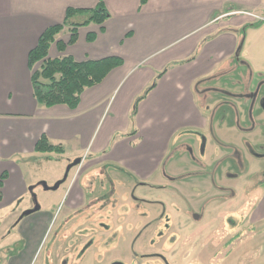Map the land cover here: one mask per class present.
I'll return each instance as SVG.
<instances>
[{
	"label": "crops",
	"instance_id": "obj_1",
	"mask_svg": "<svg viewBox=\"0 0 264 264\" xmlns=\"http://www.w3.org/2000/svg\"><path fill=\"white\" fill-rule=\"evenodd\" d=\"M99 1L0 0V178L4 175L0 209L23 202L44 172L51 182H56L61 179L63 161L69 165L80 159V173L84 175H102L108 168V174L115 179V194L121 191L122 183L117 182L129 177L135 184L130 192L132 200L141 199L149 206L155 203L175 217L182 216L183 223H172V229L180 235L191 225L188 215L181 211L200 210L211 199L207 215H203L204 221L209 212L212 214L210 225L203 223L209 228L215 217L229 207L227 202L234 199L216 200V195L234 191L241 180L249 183L253 167L252 163L248 172L239 170L225 177L228 160L224 157L229 155L220 154L235 147L238 157L248 155L246 162L261 158L252 146L259 144L264 135V108L256 104V99L264 96V22L250 26L255 19L248 13L264 16V0H146L143 4L140 0H101L109 13L102 28L94 23L78 27L74 43L62 52L51 44L48 56L70 55L76 61L113 56L122 63L100 83L84 89L75 108L39 105L32 92L28 52L48 26L63 21L67 8H94ZM75 17L72 20L77 21ZM64 32L56 39L66 42L69 33ZM89 32L94 34L91 40L87 38ZM239 64L251 70L249 78H240L233 87H217L214 82L218 76L230 71L220 73L221 68ZM253 74L261 75L255 78ZM154 80V87L138 101L132 114L135 99ZM249 98L252 100L247 106ZM223 104L235 110L236 118L227 111L218 119L209 113L211 108H216V112ZM240 117H246L248 122L243 128ZM204 130L209 134H204ZM42 135L64 151H36L35 144ZM188 139L192 144H187L186 149L183 143ZM200 141L201 155L208 159L197 166L188 156L195 154ZM186 165L191 166V172L197 170L190 181L184 180L185 173H179ZM202 166L211 168L213 171L208 172H216V176L204 174ZM67 167L64 175L77 166L69 170ZM154 176L155 180L150 181ZM176 183L179 188L174 186ZM262 185L244 190L245 199L238 205L245 211L242 215L246 222L231 221L228 232L238 238L243 237L239 234L242 230L244 238L239 245L242 251L251 252L253 262L262 256L251 247L260 233L252 211L264 212ZM42 186L43 207H48L46 194L58 192V188L46 192ZM137 188L139 195L134 194ZM71 189V207L83 205L85 191L79 180ZM151 191L160 197L150 200L145 193ZM208 194L213 196L206 197ZM175 204L178 211L171 208ZM41 205L38 203L39 210ZM38 216L40 225L43 217ZM244 263L245 259L238 262ZM12 264H27L26 256H18Z\"/></svg>",
	"mask_w": 264,
	"mask_h": 264
},
{
	"label": "rangeland",
	"instance_id": "obj_2",
	"mask_svg": "<svg viewBox=\"0 0 264 264\" xmlns=\"http://www.w3.org/2000/svg\"><path fill=\"white\" fill-rule=\"evenodd\" d=\"M85 18L86 17L83 15L75 17L77 21H82ZM68 30L69 27L64 26L62 32L65 31L64 33H69ZM37 67L38 64L35 68ZM228 69L230 70L228 73L219 75V78L214 82L217 87H233L238 83L240 78L248 79L251 74L249 73L251 70H249L247 66L241 64L235 68H221L220 73ZM253 75L257 78L260 77L261 74ZM249 102L250 98L247 99V106ZM215 110L216 108H211L209 113L211 115L214 114L217 119L226 111L231 114V118H236L235 110L231 109V107L226 104H223L216 112ZM240 120V126L243 128L248 122L245 121L246 117H244V120L240 117ZM203 133L209 134V131L204 130ZM183 144H186L184 147L188 149L187 146L191 145L192 141L188 139ZM201 145L202 142L200 141V145H198L195 150V154L192 157L188 156L191 163L197 166L200 165V162L202 164V161L205 162L206 159H208V157H202ZM220 146L223 149L226 148V146ZM229 148L230 150L226 153L223 152L220 154L229 155V157H224V159L227 158L228 160L227 172L224 176L228 177L229 174L239 170H244L246 173L253 163L250 177H248L249 183H245L241 180L237 182L238 187H234V193L229 192L225 195L220 193L217 195L215 194L216 200L221 199L227 201L229 198L231 200L232 198L234 199L227 202L229 207L224 210V213L215 217L213 225L204 230L202 239L204 235L207 234V236L202 242V239L197 236L194 240L186 244L184 248L185 252L180 255L181 264H198V255L201 256L200 260L203 261L201 264H207L208 258L210 259L209 264H238L242 259H245L244 264H250V262H252V264H264V252L262 250L264 249V217H262L264 212H260L259 209L252 211L253 218L259 222L256 226L257 233L260 231V236L258 235L257 237L259 238H256L252 242L251 247H253V249H258L260 254H262L256 261L253 262L250 260L252 257L250 251H242V247L240 246V243H242L240 240L243 241L244 238L242 230L239 234L242 233L243 237L238 235L237 238L232 232L228 234L231 229V221L237 219L238 224L242 223V221L243 223L246 222V219H244L242 215L245 211L240 209V205H238L245 199L243 198V196H246L244 190H252L254 187L260 186L261 184L264 186V135L261 137L259 144H253L252 146L254 153L259 154L261 157L258 161H252L251 163L246 162L245 159L248 160L247 154H241V157H238L234 154L236 148ZM252 149L250 154H252ZM238 160H241V163H239ZM55 163L56 162H53L52 165L56 168L57 165ZM62 164H64V169L61 178L64 176L68 162L65 160ZM202 167V171L205 170L204 174H209V176L213 177L216 176V172L215 174H210L208 172V170H212L211 168ZM192 170L191 166L186 165L183 166L181 170L179 169V173H185L184 180L186 181V178H188V181H190L189 178L197 174V170L191 172ZM80 171L81 168L76 167V169L72 170L68 173L67 177H65L66 181L59 186L57 189L58 192L46 194L48 195L47 199L50 200V206L48 207H43L44 195L42 194L43 188L41 189L40 186H42L41 183L47 182L46 184H50L47 186L52 187L55 182H51V179L46 175L47 172H44L23 202L19 200L17 203L0 209V264H12L14 260L18 259V256L23 257L24 255L26 256L27 264H52L55 256H57L58 259L63 258L64 260L65 258H69L68 260L70 261L74 259L78 251L86 249L87 243L91 242H93L91 245L92 252L98 264H110L111 261L116 260L122 264H166L165 259L162 257H141V255H143L141 244L146 243V247L144 248L151 249L152 247L156 248V246L160 244L161 248L158 247V250H154L162 253L167 260H170L169 255L172 249L178 250L179 247H182L184 243L176 236L177 233L175 230L172 229L173 221L183 223L182 216L175 217L169 210L165 212L164 209L161 208V205L155 203L149 206L142 200H132L130 192L135 184L129 177H123L124 181L117 182V184L122 183L119 186L121 191L112 194L110 191L113 190V187L110 185V182L114 184L115 179L113 175L108 174L110 173L108 168L102 175L97 174L98 176L93 175L92 172L84 175V173H80ZM155 178L156 176L152 177L150 181L155 180ZM47 179L48 181H46ZM76 180H79L80 185L85 191L82 198L83 204L89 203L88 205H81L70 212L73 203L71 202L73 200V190L71 186ZM218 184L219 183H217V185ZM174 186L179 188L180 184L176 183ZM47 191L54 190L48 189L46 192ZM139 192L140 190L138 188L134 190L135 195H139ZM233 194L234 197H232ZM145 195L150 200H155L160 197V195L154 191L148 192V195L145 193ZM211 196L213 195L208 194L206 197ZM206 197H204V199ZM210 200L206 202L202 200L200 203V205H202L204 202L200 212L203 215L204 213L207 215L206 209L208 208L207 206H209L208 202ZM36 203H39V205L42 204V209L39 210L40 207L34 205ZM166 204L169 206L170 202ZM190 205H192V201ZM172 207L174 211H178L177 208L179 207L176 204L172 205L171 208ZM183 211L188 214V211L186 212L184 209ZM191 213L190 211V215H192ZM210 213L211 212H209V216H207L204 221L202 219L200 228L203 226V223L210 225L212 222V214L210 215ZM236 213H238L239 217ZM38 215H42L43 217L40 225L38 220H36L39 217ZM167 224L169 226H167ZM195 225L196 224H194V226ZM40 226L41 228L43 227L42 232L39 231ZM194 226H192V228ZM235 228L236 225L233 229ZM242 229L244 231L243 227ZM159 233L162 235L159 236ZM173 233L175 235L173 240H171L172 238L170 237ZM209 233L213 234L212 237H210ZM227 235L228 238L232 235V238L229 241V246L228 243L224 246L223 243ZM208 238H212V240L209 241ZM151 241H154V244H152ZM200 247L203 250L201 253ZM232 247L235 253L228 259L225 254L227 251H230ZM217 249L220 251L218 255H216L218 252ZM186 255H189V257H186ZM228 255H230V252Z\"/></svg>",
	"mask_w": 264,
	"mask_h": 264
},
{
	"label": "trees",
	"instance_id": "obj_3",
	"mask_svg": "<svg viewBox=\"0 0 264 264\" xmlns=\"http://www.w3.org/2000/svg\"><path fill=\"white\" fill-rule=\"evenodd\" d=\"M146 0H140L145 3ZM75 15H83L86 18L82 21L72 20ZM109 17L103 1H99L94 8L73 9L67 8L64 19L61 23L48 26L39 36L36 45L28 52L27 65L30 69V82L32 92L37 103L44 107L63 104L69 108H75L78 105L80 94L88 87L94 86L102 81L106 74L122 61L118 57H105L98 60L76 61L70 55L59 57H49L48 50L51 44H55L59 51H64L65 47L75 42L77 38V29L90 23L102 25ZM262 21L255 20L250 26L260 25ZM64 26L69 27V36L67 41L56 39ZM94 34H87L88 40L93 38ZM38 64V67L36 65ZM166 70L157 74L156 79ZM156 80L146 89V91L134 101L132 114L135 113L139 100L145 97L147 92L154 87ZM35 150L39 152H54L61 154L64 148L61 145L52 144L45 135L39 137L35 144ZM4 175H2V178ZM2 178H0V187Z\"/></svg>",
	"mask_w": 264,
	"mask_h": 264
},
{
	"label": "flooded vegetation",
	"instance_id": "obj_4",
	"mask_svg": "<svg viewBox=\"0 0 264 264\" xmlns=\"http://www.w3.org/2000/svg\"><path fill=\"white\" fill-rule=\"evenodd\" d=\"M251 98H250V103H251ZM258 100V101H257ZM256 104L257 105H259V106H262L263 108H264V96H260L259 98H257L256 99ZM80 160V159H79ZM74 161V162H72V163H70L69 165H71V167H74V166H77L78 168H81V162L80 161ZM75 163V164H74ZM68 165V166H69ZM81 171H82V169H81ZM80 171V172H81ZM67 175H68V173L66 174V175H64L60 180H58V181H56L55 183H57V182H59V185H58V187L57 188H59V186L61 185V184H63L65 181H66V179H65V177H67ZM55 183H54V185H55ZM43 184V183H42ZM110 185H112V182H110ZM43 187V186H42ZM112 187H113V185H112ZM112 194H115V192H114V187H113V190L112 191H110ZM230 192H234V191H230ZM91 193V192H90ZM90 198V197H89ZM138 201L139 200H141V199H137ZM35 202H36V200H35ZM88 203L89 202H87L86 204H83V205H88ZM200 204V203H199ZM35 206L37 205L38 206V203H36V204H34ZM78 207H80V206H77V207H75V208H78ZM75 208H72L71 207V211L70 212H72ZM164 209V208H163ZM184 210H186V212H187V209H184ZM190 211L192 212L191 214L192 215H190ZM166 212V211H165ZM183 214H184V211L182 210L181 211ZM201 212V209L199 210V209H196V208H192V209H190L189 211H188V217H186L188 220H189V222H190V224L191 225H188V227H187V232L185 231V233H183L182 235H180V234H176V236L177 237H179L180 239H181V241L184 243L183 245H182V247H179L178 248V250H175V249H172V252H171V254L169 255V257H170V260H167L166 259V257L162 254V253H160L159 251H156V250H154V249H157L158 250V247H160L161 248V246H160V244L159 245H157L156 246V248H154V247H152V249L151 248H144V247H146V243H143V244H141V247H142V254L143 255H141V257H143V258H147V257H152V256H155V257H162L163 259H165V262H166V264H181V262H180V255L183 253V252H185V246H186V244L188 243V242H190L191 240H194L197 236H199L200 237V239H202V236H203V231L205 230V229H207V227L206 226H202L201 228H200V225H202V219H203V214L202 213H200ZM186 214V213H185ZM21 216V215H20ZM19 216V217H20ZM227 216V215H226ZM225 216V217H226ZM196 221V222H195ZM114 222V221H113ZM169 223V222H168ZM231 223V222H230ZM194 224H196L195 226H194ZM207 225V224H206ZM167 226H169L168 224H167ZM192 226H194V227H196V228H192ZM209 227V226H208ZM191 228V229H190ZM198 231H200V232H198ZM160 234V233H159ZM162 234H160L159 236H161ZM174 233H173V235L170 237V238H172L171 240H173V238H174ZM209 235H210V237H212V235L213 234H211V233H209ZM206 236H207V234L206 235H204V238L203 239H205L206 238ZM185 237L187 238V240H185ZM231 236L228 238V235H227V238H226V240H225V242L223 243V245L224 246H226V243H228V246H229V241L231 240ZM203 239L201 240V242L203 241ZM208 240L210 241V240H212V238H208ZM151 243L152 244H154V241H151ZM93 244V242H91V243H87V248L86 249H84V250H80V251H78V253L74 256V259H72V260H68L69 258H65V260L63 259V258H61V259H58L57 258V256H55V259H54V261H52V264H98L97 262H96V260H95V258H94V254H93V252H92V247H91V245ZM227 246V247H228ZM232 250H233V247L231 248ZM230 249V251H225L226 252V254H225V256L227 255V257H228V259L230 258V257H232V255H233V251ZM218 250V249H217ZM216 250V251H217ZM201 251H203L202 250V248L200 247V253H201ZM230 252V255H228V253ZM168 253H170V252H168ZM224 253V252H223ZM218 254H220V251L218 250V252L216 253V255H218ZM63 256V255H62ZM61 256V257H62ZM70 257V256H69ZM186 257H189V255H186ZM200 258H201V256H199L198 255V264H201L203 261H201L200 260ZM210 263V259L208 258V260H207V264H209ZM218 263H219V260H218ZM110 264H122V263H120L118 260H116V261H111L110 262Z\"/></svg>",
	"mask_w": 264,
	"mask_h": 264
},
{
	"label": "water",
	"instance_id": "obj_5",
	"mask_svg": "<svg viewBox=\"0 0 264 264\" xmlns=\"http://www.w3.org/2000/svg\"><path fill=\"white\" fill-rule=\"evenodd\" d=\"M75 164V163H74ZM71 168V165H69L68 167H67V170H69ZM58 185H59V182H57V183H55V185H53L52 187H48L45 183L43 184V186H44V188L45 189H51V190H54V189H56L57 187H58Z\"/></svg>",
	"mask_w": 264,
	"mask_h": 264
},
{
	"label": "built area",
	"instance_id": "obj_6",
	"mask_svg": "<svg viewBox=\"0 0 264 264\" xmlns=\"http://www.w3.org/2000/svg\"><path fill=\"white\" fill-rule=\"evenodd\" d=\"M252 18L254 19H257V20H260L262 22H264V16H258L256 14H253V13H248Z\"/></svg>",
	"mask_w": 264,
	"mask_h": 264
}]
</instances>
